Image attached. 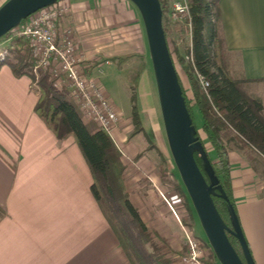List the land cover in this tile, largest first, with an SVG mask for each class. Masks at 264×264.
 <instances>
[{"label": "crops", "instance_id": "crops-1", "mask_svg": "<svg viewBox=\"0 0 264 264\" xmlns=\"http://www.w3.org/2000/svg\"><path fill=\"white\" fill-rule=\"evenodd\" d=\"M93 1L62 0L71 25L81 22ZM218 9L231 72L248 81L249 94L264 109V0H218ZM135 42L126 43L127 53L143 58L146 45L139 26ZM109 63L96 62L87 73L103 92L97 75ZM120 71L130 83L125 64ZM31 81L29 74L14 76L0 65V264H128L92 195V176L75 139H57L34 113L38 92ZM143 121V131L113 143L123 150L118 149L129 200L143 223L178 253L184 250L187 228L159 198L158 164L166 153L154 125L148 117ZM140 133L148 135L146 142ZM147 142L152 148L145 147ZM228 150L237 219L254 264H264V159L233 143ZM174 239L178 242L172 244Z\"/></svg>", "mask_w": 264, "mask_h": 264}, {"label": "trees", "instance_id": "trees-1", "mask_svg": "<svg viewBox=\"0 0 264 264\" xmlns=\"http://www.w3.org/2000/svg\"><path fill=\"white\" fill-rule=\"evenodd\" d=\"M158 1L162 9L163 25V15L171 0ZM186 3L190 45L186 51L188 61L182 69L187 90L177 72L176 74L186 109L195 128V136L201 142L218 185L228 199V202L225 201L218 196L219 191L214 190L211 196L213 205L223 222L229 226L228 204H231L233 209L234 204L228 144L233 143L250 149L264 159V109L261 101L249 94L248 81L234 76L231 72L230 54L221 32L218 0H186ZM12 43V57L0 62V65H7L14 76L28 74L32 65V56L27 41L24 38H17ZM169 54L174 65L171 50ZM131 57V54H125L111 57L109 60L116 61V65L120 67ZM179 62L182 63L181 60ZM198 74L208 82L205 90L198 83ZM37 84L39 92L34 113L57 139L62 140L69 136L75 139L92 176L90 186L92 195L113 231L127 263L173 264L170 254L179 256L184 254L183 250L178 253L173 252L167 240L148 228L141 220L136 207L127 195L126 168L111 138L98 129L92 121L83 118L66 90L55 89L45 73L39 74ZM194 109L199 114L198 126L194 123ZM131 117L134 127H137L141 121L134 107ZM142 130L140 124L132 135ZM194 160L204 179L208 181L197 152H194ZM158 173L162 182L169 181L171 174L168 173L164 157L158 164ZM175 180L170 185L175 192L177 204L183 208L179 220L182 226L190 230L193 212L181 182L176 178ZM2 216L3 213L0 211V218ZM226 236L244 262L238 241L231 234L227 233ZM201 240L209 249L206 262L218 264L207 241Z\"/></svg>", "mask_w": 264, "mask_h": 264}, {"label": "rangeland", "instance_id": "rangeland-1", "mask_svg": "<svg viewBox=\"0 0 264 264\" xmlns=\"http://www.w3.org/2000/svg\"><path fill=\"white\" fill-rule=\"evenodd\" d=\"M6 1L7 0H0V6ZM169 4L163 15L165 38L169 50L172 52L178 77L187 90L188 86L182 68L188 61L186 51L190 45V30L188 24L186 23V19L174 21L169 17ZM84 12L86 13L83 15L81 14V22H76V24L74 23L73 25V20L71 21L72 27L74 28V37L76 39L78 52L82 54V57L84 58L80 64V69L87 77L92 78L91 76H88L87 73L89 70L93 69L96 62L102 63L103 59L104 61L107 60L110 62L109 64L103 65L102 72L101 74H98L97 77L105 93L103 91L102 92L107 95V99L112 102L113 106L124 115V118L122 116L119 118L114 134L115 140L119 139V136H126V133L132 134L134 130L139 128V125L141 124L140 122L137 127H134L132 122L131 112L133 107L139 115L140 121H143L145 120V117H148L147 123L154 125L153 127L156 132V141L161 149H163L166 153V156L163 157L166 159L168 173L171 174L168 182L161 183V187H159L158 191L160 196L159 198L163 203L166 202L162 197L167 199V202L179 219L180 217L175 208L177 200L170 183L176 181L175 178L178 181H180V179L166 143L153 68L140 15L136 7L128 0H94ZM68 23L69 25L71 24L70 22ZM138 26L141 28V33L146 45V53L143 58H139L136 53H127L129 49H126V43H130L131 45L136 43L135 39L138 36ZM7 36L8 34L2 37L0 42ZM12 41L4 42L0 46V53H3L2 56H4L3 60L0 62L12 57ZM138 44L139 43L137 42V45ZM125 54H131L132 57L123 62L120 67L116 65V61L109 60L111 57H117ZM179 60H181L182 63H180ZM124 64L126 65V69H129L131 72L130 83L127 82L125 75L122 71H120V68ZM96 83L99 86L97 80ZM34 89L36 92H39L36 88ZM128 114L129 116L127 117L126 115ZM193 118L195 125L198 126L199 114L195 109L193 110ZM143 122L145 125L146 122ZM127 127L128 130H126ZM140 134V141L146 142L145 139L148 135L145 137L142 133ZM145 147L152 148V146H149L148 142ZM120 150L123 151L122 149H119V151ZM126 162L131 164L129 160H126ZM182 188L184 189V187ZM189 206L193 212L192 227L190 231L194 234V236L206 240L191 204H189ZM182 211L183 208L180 207V215L183 213ZM177 242L178 241L174 239L171 243L174 244ZM183 247L184 253L185 244ZM170 256H172L173 264H177V255L170 254ZM216 262L218 263V261Z\"/></svg>", "mask_w": 264, "mask_h": 264}, {"label": "water", "instance_id": "water-1", "mask_svg": "<svg viewBox=\"0 0 264 264\" xmlns=\"http://www.w3.org/2000/svg\"><path fill=\"white\" fill-rule=\"evenodd\" d=\"M58 1L62 0H7L0 6V39L36 11ZM128 1L136 7L143 23L169 154L206 241L219 264H254L232 205L228 204L229 226L213 205L214 190L219 191L218 196L225 201L228 199L195 136L167 47L160 3L158 0ZM194 152L202 160L208 181L194 160ZM227 233L238 241L244 262L228 241Z\"/></svg>", "mask_w": 264, "mask_h": 264}, {"label": "built area", "instance_id": "built-area-1", "mask_svg": "<svg viewBox=\"0 0 264 264\" xmlns=\"http://www.w3.org/2000/svg\"><path fill=\"white\" fill-rule=\"evenodd\" d=\"M168 15L174 21L186 19V0H171ZM67 18L68 6L58 1L23 20L7 33L8 36L0 42V46L4 42L24 38L31 50L32 65L28 74L31 76L32 86L39 90V74L45 73L55 89L66 90L83 118L92 121L114 141L120 114L102 92L96 79L87 77L81 71L80 64L84 58L78 52L74 28L69 25ZM2 55L0 53V61L4 58ZM197 79L200 87L205 90L208 82L200 74ZM162 198L178 219L167 199ZM183 238L185 252L177 256V264H210L206 262L209 249L201 239L188 229H185Z\"/></svg>", "mask_w": 264, "mask_h": 264}]
</instances>
